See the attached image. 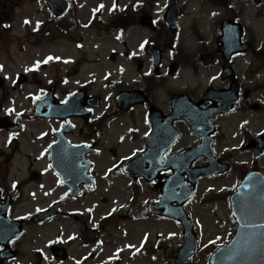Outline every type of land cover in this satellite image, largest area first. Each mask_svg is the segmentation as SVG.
<instances>
[{
	"label": "flooded vegetation",
	"instance_id": "1",
	"mask_svg": "<svg viewBox=\"0 0 264 264\" xmlns=\"http://www.w3.org/2000/svg\"><path fill=\"white\" fill-rule=\"evenodd\" d=\"M34 1L39 2L40 12L41 0ZM96 1L97 21L92 28L99 29L103 45L110 39L117 48L100 49L101 55H97L95 61L99 72L93 71L88 79L76 78L69 83L68 77L77 75V66L85 62L79 61L76 66L72 65L68 76L51 78L45 85L36 81L37 97L51 92L60 102L75 96V106L66 116L35 117L33 120L39 123L34 128L27 127L23 118L16 117L21 123L20 129H0V225L6 218L20 219L23 227L38 225L32 222L31 215L22 216L17 212L28 201L38 200L34 197L36 184L44 178L51 179L49 147L54 143L63 151L61 158L67 157L70 146L87 149L89 175L96 186L100 182L98 205L101 208V150L111 154L120 147L133 149L138 140L142 147L145 146L151 128L148 120L151 109L168 115L177 96L184 95L197 103L210 88L222 96H227V91L237 96L236 103L214 121L237 111L264 113V31L259 30V25H264V0ZM83 2L85 0H70L66 22L72 29H77L81 22ZM0 5V17H3L6 5ZM249 5L254 8L251 18L257 25L250 21ZM167 17H173L175 22H169ZM134 30L140 32L135 41L131 38ZM5 34L0 32V40ZM101 84L112 91L107 104ZM3 87L4 80H1L0 89ZM121 90L136 91L134 102L125 109L114 101V94ZM83 95L85 109L79 112ZM92 96L99 98L97 106H91L90 102L95 100ZM0 116L10 117V114L0 111ZM173 126L180 135L182 126L188 131L182 120H174ZM216 130L218 135V125ZM261 131H264V121ZM139 134L142 135L138 139ZM86 191L82 186L76 198L84 197ZM135 191L141 193L142 190L136 186ZM72 217L83 225L84 232L101 236L104 227L101 217L93 228L87 226L84 218ZM12 248L16 249V245Z\"/></svg>",
	"mask_w": 264,
	"mask_h": 264
},
{
	"label": "rangeland",
	"instance_id": "2",
	"mask_svg": "<svg viewBox=\"0 0 264 264\" xmlns=\"http://www.w3.org/2000/svg\"><path fill=\"white\" fill-rule=\"evenodd\" d=\"M96 2V0H85L79 28H69L67 31L58 34L56 32L58 27L47 21L48 16L43 11L39 12L34 0H0V4L6 5L3 10L4 16L1 17L0 21L3 24L2 28L0 26V32H6V38L2 41L6 43V39H9V42L3 46V43L0 42V63L3 65L0 76L5 81L4 87L0 89V99L1 96L6 98L0 101L2 111H7L10 108L13 114H18V110L28 106V100L25 99L27 94L30 96L36 92V85L34 84L36 79L45 85L51 78L60 79L68 76L71 73L72 65L76 66L79 61L85 62L80 67L77 66V75L68 77L69 83H72L73 79L76 78L88 79L93 71L99 72V65L95 61L97 55H101L100 49L104 47V50L109 51L111 48L116 49L117 45L110 39L105 40V45H103L101 36H99V29L86 28L87 25L84 24L89 17L91 5ZM14 4L16 5L14 6ZM249 6L250 21L253 25H257L256 21L251 18L254 8ZM259 26V30L264 31V25ZM6 27L7 29L2 30ZM46 29H50L51 33L48 36H43ZM137 36H140V32L134 30L131 38H134L135 41ZM79 43L81 47H78ZM56 57L60 59H56ZM38 61L39 64H37ZM18 73H27L31 79L27 84H13V79ZM182 78L186 80V75L183 74ZM189 79L194 80L192 77ZM177 80L182 81L181 78ZM101 91L106 92L103 87H101ZM263 121L264 113L250 110L237 111L217 119L216 124L220 131L216 135L219 146L217 153H223L226 148H233L229 150L233 153L234 163L240 164V162L245 161L247 165H250L249 153L241 150L248 138L245 133L248 131L250 137L255 136L261 130ZM128 123L131 124V119L128 120ZM29 124V127L38 125L35 122ZM182 130L186 132L184 126H182ZM183 137L185 139L181 142L184 145L187 144L186 142L191 143L193 141V137L187 132L184 133ZM135 146L137 145L135 144ZM130 150L131 147H120L115 159H124L131 153ZM112 163L113 159L110 154L105 149L101 150V179L105 170ZM257 165L264 172V157L258 160ZM15 169H12V172ZM238 178L237 173L229 172L221 176L202 179L197 184L196 192L187 209L196 228L198 247L195 255L183 264H207V249L210 246L215 247L226 243L232 236L235 227L234 221L230 214L226 196L219 197V194L223 192L226 195L232 191L238 182ZM105 184L106 181L101 180V193H107L106 199H101V217L121 203H132L134 198L133 192H131V184L123 176L114 178L110 185ZM141 186L142 194L136 198L139 201L133 203V217L144 213L141 207L143 200H155L157 198L156 193L147 185L143 183ZM26 193L27 191H25V199H27ZM40 199L41 204L48 201L42 196ZM92 201L91 198L82 200V204L76 205V209L85 213L84 209L90 208ZM33 204V201H28L20 207L18 213H28ZM69 204V202L65 203L64 212L72 209ZM93 215H96V211ZM107 230H109L107 237L101 233V245L96 248L98 254L89 259H84L81 255L93 250L95 246L93 244L82 245L78 239L77 226L69 218L63 219L60 216L56 221L47 225L34 229L26 228L24 233L15 241L20 249V255L14 264H98L108 259L117 261L118 264H169L173 256H171V251L174 252L181 244V227L171 220L148 218L122 223L112 221ZM69 235L77 236L67 247L69 257L65 261L54 262L48 251V242L57 239L63 243ZM87 235L90 236L91 233ZM158 236L161 237L165 245V248L159 252L153 251ZM134 250H137L136 254ZM39 251L44 256L41 259L38 254Z\"/></svg>",
	"mask_w": 264,
	"mask_h": 264
},
{
	"label": "water",
	"instance_id": "3",
	"mask_svg": "<svg viewBox=\"0 0 264 264\" xmlns=\"http://www.w3.org/2000/svg\"><path fill=\"white\" fill-rule=\"evenodd\" d=\"M50 10L54 14H61L67 8V2L65 0H46ZM206 137L205 139H208ZM260 145L257 148V145ZM249 147L254 152H262L264 149V135L257 140H253ZM208 155V154H207ZM199 156V155H198ZM211 157V154H210ZM211 162L212 159H211ZM151 166L148 171L137 168L133 162H130L127 167L131 169H138L141 174L153 173V177L156 176L158 171L163 169V166L158 165L157 162H150ZM174 171V175L171 176V181L178 180L182 171L177 170L174 166H169ZM226 169V166L218 165L214 163L211 167H205L204 169H197L196 172L189 178L192 186L183 188L184 194L179 196V199L174 198L172 193L165 194L160 203L165 206L168 202L176 200L177 208L173 212L168 214L164 210L162 205L151 206V212L158 214H166L179 220L183 226V244L177 250L176 256L173 259V264H179L188 256H190L195 250V234L193 232L190 221L186 217L182 210V204L189 198L193 190V183L196 177L200 174H214ZM63 181L66 183V174L59 171ZM68 184V183H67ZM162 183H158L155 188L157 191L162 190ZM230 204L232 213L236 219V231L231 240L222 247L216 249L214 253L210 255L209 264H264V177L257 174H247L246 177L241 181L237 187L235 193L230 197ZM20 231V222H13L7 225L2 230L3 237L0 236V243L7 247V242L10 238H13ZM54 251L56 257H64L65 253L62 249ZM2 257H11L13 253H8V249L5 248L2 252Z\"/></svg>",
	"mask_w": 264,
	"mask_h": 264
},
{
	"label": "snow or ice",
	"instance_id": "4",
	"mask_svg": "<svg viewBox=\"0 0 264 264\" xmlns=\"http://www.w3.org/2000/svg\"><path fill=\"white\" fill-rule=\"evenodd\" d=\"M114 7H115V5H114ZM26 22H28V21H26ZM142 47H143V45H142ZM49 59H51V57H49ZM56 59H60L59 57H56ZM40 62L38 61L37 62V64H39ZM262 227H264V225H262ZM71 238V237H70Z\"/></svg>",
	"mask_w": 264,
	"mask_h": 264
}]
</instances>
